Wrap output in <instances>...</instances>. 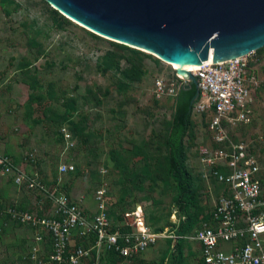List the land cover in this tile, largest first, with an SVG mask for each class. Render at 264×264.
Here are the masks:
<instances>
[{
	"label": "rangeland",
	"instance_id": "obj_1",
	"mask_svg": "<svg viewBox=\"0 0 264 264\" xmlns=\"http://www.w3.org/2000/svg\"><path fill=\"white\" fill-rule=\"evenodd\" d=\"M52 10L44 0H0V141L9 139L16 151L26 141L25 145L37 150L38 168L50 170L49 174L42 170L50 185L39 177L47 186L58 179L60 162L74 165L73 173L61 175L62 189L75 199L82 198L93 210L95 193L103 189L112 224L140 205L152 229L163 227L160 233L177 237L175 228L167 225H178L174 183L156 173L152 182L130 181V189L125 190L122 170L114 161H126L121 167L127 165L136 172H142L145 164L156 166L162 155L163 123L171 118L174 96H157L155 82L178 87L177 67L141 51L150 55L143 60L146 74L139 83L128 82L122 75L127 63L108 40L92 37L65 16L70 22L64 23ZM253 59H258L259 87L252 96L251 124H239L229 133L232 142L252 140L257 150L262 149L258 164L264 176V50L254 52ZM29 96L38 101L30 103ZM70 99L75 101L73 110ZM192 120L195 138L188 146L187 166L196 179L200 203L209 212L219 189L213 180L209 188L200 177L204 167L200 148H214V142L193 110ZM63 129L74 144L70 151L64 150ZM138 150L142 153L135 155ZM34 155L25 153L23 161H33ZM18 190L26 191L24 187ZM8 206L18 207L0 202L1 209ZM34 236L30 227L0 216V264H31L24 258L28 259ZM167 240L173 241L162 238L139 258L120 264H159L162 260L171 264V247L176 242L169 247ZM183 256L185 264H197L196 245L185 242Z\"/></svg>",
	"mask_w": 264,
	"mask_h": 264
},
{
	"label": "built area",
	"instance_id": "obj_2",
	"mask_svg": "<svg viewBox=\"0 0 264 264\" xmlns=\"http://www.w3.org/2000/svg\"><path fill=\"white\" fill-rule=\"evenodd\" d=\"M253 53L222 63H203L192 74L196 80L198 97L193 112L200 116L209 113L208 130L217 144L227 143L228 151L203 148L200 150L202 178L215 179L221 194L214 201L210 223L185 237H170L151 230L145 223L141 207L126 214L130 219L128 231L114 226L104 204L103 189L94 196L96 208L84 205L82 198H73L59 185L47 186L36 173L17 167L11 157L0 150V177H11L13 184L25 187L38 196L39 214L16 207L0 208V216L26 225L36 231L30 260L35 264H105L109 253L120 262L139 258L157 241L164 238L184 239L197 243L201 249L198 264H264V179L261 167L246 142L233 143L223 122L248 124L251 119L252 96L259 87L258 78L249 66ZM179 86L155 82L157 96H176L189 83L175 72ZM64 150L74 148L71 136L62 130ZM32 154H30L31 156ZM225 165L227 175L216 168ZM72 164L61 163L60 175L74 172ZM44 204L50 209L44 210ZM50 245L46 257L39 255L38 245Z\"/></svg>",
	"mask_w": 264,
	"mask_h": 264
},
{
	"label": "water",
	"instance_id": "obj_3",
	"mask_svg": "<svg viewBox=\"0 0 264 264\" xmlns=\"http://www.w3.org/2000/svg\"><path fill=\"white\" fill-rule=\"evenodd\" d=\"M44 1L101 38L177 65L222 63L264 46V0ZM187 79L183 89L196 85L192 73Z\"/></svg>",
	"mask_w": 264,
	"mask_h": 264
},
{
	"label": "trees",
	"instance_id": "obj_4",
	"mask_svg": "<svg viewBox=\"0 0 264 264\" xmlns=\"http://www.w3.org/2000/svg\"><path fill=\"white\" fill-rule=\"evenodd\" d=\"M53 14L58 16L64 23H69L68 19L60 15L58 11L52 10ZM89 34L96 38L100 39L98 36L89 32ZM115 52L119 53L120 58L127 63V68L123 70L122 75L124 79L131 83H139L142 81L143 77L146 74L144 66V57L150 58V55H145L139 50L132 49L130 47L117 44L114 42L108 41ZM264 50V46L255 51L260 53ZM155 65L159 64L157 59H153ZM258 59H253L249 66L255 72L256 77L258 78L256 71V64ZM197 86L192 85L190 89L180 88L173 99V111L171 118L168 121L163 123V132L161 133V143L160 149L162 150V155L157 159L156 166L152 167L150 164H145L142 172L131 171L129 167L122 166L126 161H121L120 159H114L115 165L120 167L123 175V187L125 190H129L127 185L130 181L136 182H146L153 181L154 174L158 173L162 176L163 180L172 181L175 188V196L173 199L174 206L178 210V219L180 220L177 227L171 223H167L168 226L175 228V233L179 237H185L189 234H192L194 231L199 230L202 227L203 223H210L212 220L211 211H207L206 207L200 203V195L197 193V183L195 177L189 171L187 166L188 161V146L190 141L194 140L195 135L194 122L192 120V109L193 105L197 99ZM30 103L38 101V99L33 96H29ZM71 104V110L75 106V101L72 99L68 100ZM201 121L205 124V127L208 129L210 115L209 113H204L200 116ZM223 125L226 127L228 124L223 122ZM209 131V130H208ZM229 138H231L229 134ZM62 139V138H61ZM214 142V141H213ZM215 149H222L228 151L229 145L227 143L217 144L214 142ZM142 150L136 151L135 155L141 154ZM146 158V157H145ZM219 173L227 175L230 173V170L225 168L227 166H217ZM221 167V168H219ZM223 167V168H222ZM73 173V172H72ZM71 174V173H70ZM201 177V176H200ZM202 180V179H201ZM217 186V185H216ZM222 186L218 185L217 188L220 189ZM65 194H67L64 191ZM68 195V194H67ZM170 216V215H169ZM11 220L8 216H2ZM12 221V220H11ZM15 224L23 225L18 222L13 221ZM128 227L123 228L122 231H128ZM163 227H158L153 229L154 232H161ZM171 240H167L168 245H171ZM175 246H173L171 254V264H185L183 256V247L185 242L184 239L179 238L175 241ZM107 264H119L120 259L116 254L109 253L107 259ZM159 264H164L162 260Z\"/></svg>",
	"mask_w": 264,
	"mask_h": 264
},
{
	"label": "crops",
	"instance_id": "obj_5",
	"mask_svg": "<svg viewBox=\"0 0 264 264\" xmlns=\"http://www.w3.org/2000/svg\"><path fill=\"white\" fill-rule=\"evenodd\" d=\"M256 91H255V93H256ZM252 103H253V98H252ZM250 124H251V119H250V122L248 124H240V125H244L246 127V126H249ZM237 125H239V124H236V125H230V124H228L226 126V130H227L228 135L230 134L229 133V130L230 129H233ZM234 130H236V129L234 128ZM230 140H231V138H230ZM239 140H242V139H239ZM239 142H241V141H239ZM242 142H244V141H242ZM26 143L27 142L24 141V143L21 144V149L19 151H16L15 150L16 148L13 147V145L11 144V142L9 141V139H5L4 141H0V150L3 153H5L6 155H8L9 157H11L17 167H19L20 169L25 170L28 173H36L43 182L49 184L48 182L45 181L47 179V175L42 174V170L45 169L44 172H47L48 174H49L50 170L48 169L47 166L46 167H39L38 168V165H39L38 152L35 149L32 150L31 149L32 147H29V146L25 145ZM233 143H238V142H235L234 141ZM248 144L250 145L253 154L255 155L257 161L259 162V158H261V156L263 155L262 149L261 150H257L255 148V146H254L255 144L253 143L252 140L251 141H248ZM203 148H206V147H203ZM203 148H200V150L203 149ZM207 148H211V147H207ZM212 149H215V148H212ZM25 153L26 154H33V153H35V155H34L35 156V158H34L35 161L34 160L33 161H31V160L23 161V158H24ZM35 162H38L37 163V166H36V163ZM31 163H33L35 165L33 167H31L30 166ZM61 163L62 162H60V164ZM59 165L56 167L57 172H58ZM220 166H222V165H220ZM217 168H216V170L218 171ZM219 168H221V167H219ZM261 174L263 176L262 171H261ZM57 175H58V179L55 180L52 185H56L57 184L62 189L61 175L59 173ZM201 178H202V174H201ZM263 179H264V176H263ZM47 180H49V179H47ZM211 180H213L215 186L216 185L218 186V184L215 181V179L211 178L209 182H211ZM204 182L206 183V186H208L209 188H211L210 185H209V182H206L205 180H204ZM18 189H20V188H18ZM18 189H16V186L13 184L11 177H0V202L1 203H6V204H10L11 202H13L14 204H17L18 205V207H16L18 209L26 210V211H34V212H37L39 214H42L43 212L38 210V205H37V201H38V198L39 197L36 196L35 194H33L32 192L28 191L26 188L25 189H26L27 192L24 190L25 191L24 193H26V196H25V194L23 192H21V190H18ZM220 189L217 190L216 193L218 195L215 198H218L220 196V194H221V190ZM62 191H64V190L62 189ZM210 194H212V192ZM137 207H141V206L140 205H137ZM48 209H50V205L44 204V210L46 211ZM212 209H213V206L211 207V210L210 211H212ZM133 211H134V209L131 212H133ZM126 214H129V213L122 214L121 217H120V219H119V223L118 224H114L113 223V225L116 226L117 228L121 229V230L123 228H126L127 227V223L130 222V219H127L125 217ZM183 219H184L183 217L181 219H178V223H179L180 220H183ZM145 223L147 224L146 219H145ZM147 226H149V225L147 224ZM151 230H153V229L151 228ZM35 234H36V231H35ZM34 238H35V236H34ZM176 240H178V239H176ZM176 240H173V241H176ZM189 243H191V242H189ZM191 244L196 245V250H197V254H198V257H197V259H198L197 260V264H198V262L200 260V257H201V249H200V246L197 243H191ZM34 245H32V247ZM32 247L30 248V251L28 253V259L24 258V260H27L31 264H35L33 261L30 260V252L32 251ZM38 248H39V255H41V257H46L48 255L49 251H50V245L48 243H44V245H42V244L41 245H38ZM171 248H173V245H172ZM105 264H107V262H105Z\"/></svg>",
	"mask_w": 264,
	"mask_h": 264
},
{
	"label": "bare ground",
	"instance_id": "obj_6",
	"mask_svg": "<svg viewBox=\"0 0 264 264\" xmlns=\"http://www.w3.org/2000/svg\"><path fill=\"white\" fill-rule=\"evenodd\" d=\"M166 62V61H165ZM168 63V62H167ZM206 63H212V59L208 60ZM177 67L179 75L181 78H187L189 73H192L193 71H196L199 66H185V65H177L174 63H170Z\"/></svg>",
	"mask_w": 264,
	"mask_h": 264
}]
</instances>
